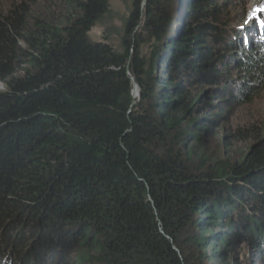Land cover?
<instances>
[{
	"label": "trees",
	"instance_id": "trees-1",
	"mask_svg": "<svg viewBox=\"0 0 264 264\" xmlns=\"http://www.w3.org/2000/svg\"><path fill=\"white\" fill-rule=\"evenodd\" d=\"M120 1L115 46L109 0H0V264H264V123L203 141L264 82V1Z\"/></svg>",
	"mask_w": 264,
	"mask_h": 264
},
{
	"label": "rangeland",
	"instance_id": "rangeland-1",
	"mask_svg": "<svg viewBox=\"0 0 264 264\" xmlns=\"http://www.w3.org/2000/svg\"><path fill=\"white\" fill-rule=\"evenodd\" d=\"M9 0H2V4L6 7L8 5ZM224 3H228L227 9L228 17L232 20L238 19L240 13L246 9V11L250 10L252 7L260 5L264 0H219ZM109 13L108 16L104 19V24H99L93 27L88 32V38L92 42L104 41L105 38L107 41L115 46L118 45V37L120 34V27L122 25V20L127 17L129 9L127 5L120 0H109ZM244 7V8H240ZM170 17V12H167ZM175 26L174 24H172ZM173 27H171L172 31ZM106 34V35H104ZM240 52V51H238ZM264 56V51H263ZM235 72V71H234ZM235 76L234 74L228 75L227 71L224 75V78H230ZM239 77H236L235 80L241 78V80H251V76L245 73L239 72ZM256 79V77H255ZM259 89V91L251 96L250 103H244L245 98L242 95L241 90H235V93L238 95L235 102H230L227 106L224 107L223 110L218 111V124L219 129L217 128L216 134H204L203 141L209 148L215 152L218 159L222 156V152L224 150L230 151L231 148H236V150L240 152H244L248 150L250 143H240L238 144V140H235L231 137V141L227 144H224L222 141L223 135L231 136L235 131H250L251 127H258L259 123H264V82L257 81L255 83ZM204 89V88H203ZM134 98L136 99L137 93L134 90ZM226 99V97H225ZM220 105V104H219ZM223 107V106H221ZM201 108L203 109L204 114L212 113V111H208L202 104ZM214 112V111H213ZM218 116V115H217ZM229 241L233 242L231 238ZM217 244V243H216ZM243 244V243H242ZM220 246L218 245V249ZM228 264H261L258 256L254 252V249L251 247H247L246 245L240 246L239 244L234 245V251L227 252L226 254ZM222 261L215 260L212 264H222Z\"/></svg>",
	"mask_w": 264,
	"mask_h": 264
},
{
	"label": "water",
	"instance_id": "water-1",
	"mask_svg": "<svg viewBox=\"0 0 264 264\" xmlns=\"http://www.w3.org/2000/svg\"><path fill=\"white\" fill-rule=\"evenodd\" d=\"M136 85L133 84V90H136ZM133 90H132V95H133ZM137 93V96H138V91L136 92Z\"/></svg>",
	"mask_w": 264,
	"mask_h": 264
},
{
	"label": "bare ground",
	"instance_id": "bare-ground-1",
	"mask_svg": "<svg viewBox=\"0 0 264 264\" xmlns=\"http://www.w3.org/2000/svg\"><path fill=\"white\" fill-rule=\"evenodd\" d=\"M136 92H137V89H136ZM135 92H134V90H133V94H134ZM133 98H134V95H133Z\"/></svg>",
	"mask_w": 264,
	"mask_h": 264
}]
</instances>
